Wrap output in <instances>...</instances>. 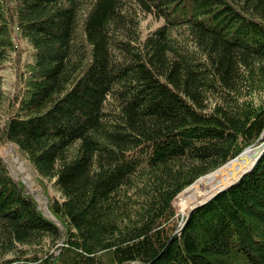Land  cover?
<instances>
[{
  "label": "trees",
  "instance_id": "1",
  "mask_svg": "<svg viewBox=\"0 0 264 264\" xmlns=\"http://www.w3.org/2000/svg\"><path fill=\"white\" fill-rule=\"evenodd\" d=\"M139 13L164 24L141 39ZM176 26L206 61L172 42ZM19 40L31 60L0 142L54 179L61 229L0 157V264H264V152L175 235L182 207L236 179L264 129V104L232 96L264 86V0H0V64Z\"/></svg>",
  "mask_w": 264,
  "mask_h": 264
},
{
  "label": "rangeland",
  "instance_id": "2",
  "mask_svg": "<svg viewBox=\"0 0 264 264\" xmlns=\"http://www.w3.org/2000/svg\"><path fill=\"white\" fill-rule=\"evenodd\" d=\"M163 24H164L163 19H156L152 15L139 13L138 27H139L140 38L144 39L149 33L161 27ZM169 35L171 37L172 42L178 48H180L181 51H183L185 54L189 55L194 59L198 58L206 61L205 54L202 51H200L198 48H196L194 43H192L189 40V37L187 36L186 27L184 26L173 27L172 29L169 30ZM14 44L15 46L18 47L17 52L15 51L11 52L8 57L9 59L7 58L6 61L0 64V85L2 91L1 104H0V113L2 117L1 119H4V116L6 115L4 112L6 111L8 99L13 98L17 92V88L19 85V74L21 72V68L24 67L31 60L30 49L25 42L19 40L18 42H14ZM17 56H19V58H17ZM248 83L249 82H247L246 84L247 86ZM236 84L237 83H235V85ZM242 86L243 85H239L237 89H235L234 94L232 96H234L235 98L243 99L245 101H250L248 99L249 97L251 98L252 103H254L257 106H261L262 104H264L263 103L264 86L262 84L258 86L256 84H253L249 86L251 88L258 87V89H260L259 91L254 93H250L249 90H247L248 88H243ZM263 134H264V129L257 141H255L252 145L243 148V150L239 153L241 154L243 152H246L247 162L244 165L238 166L234 170H231L225 176L233 172L240 174L244 169H247L249 167L251 161L254 158L253 159L250 158V156L247 153V150L250 147H255V146L257 147L258 145H260V143L263 141V137H264ZM0 157L2 158L4 164L6 165L12 179L17 183H19L20 186L24 189L25 193L34 201V203L37 206V209L41 212L43 217L53 222L61 229L59 222L55 220V218L49 211V206L51 205V202L60 201L62 197L55 185L54 179L40 177L38 173L35 171L34 167L31 165V163L26 159L25 155L19 152L12 144L8 142H0ZM233 160L235 159L233 158ZM233 160H230L228 163L232 162ZM228 163H225V165ZM218 168L220 169L221 167ZM217 170L208 172L201 177L205 178L206 176L216 172ZM201 177L197 178L194 181V183L196 182L195 185L190 188L192 193L195 195V197H197L200 193L207 191L209 188L214 186L224 176H222L221 178L217 179L214 183L204 188L201 187L199 184V181L203 179ZM181 192L178 194V196L181 194ZM189 210L186 209L185 207H182L180 212V219H179L181 221V225L185 221L186 215L189 212ZM184 216L185 218L183 220L182 218ZM62 241H63V237H61L54 246L53 244L48 243L46 241L44 243L45 247H43L42 245V249H43L42 252H44V254L48 252V255L50 254L52 255V257H54V255H57L58 251H60ZM15 264H23V263L21 261H18Z\"/></svg>",
  "mask_w": 264,
  "mask_h": 264
},
{
  "label": "water",
  "instance_id": "3",
  "mask_svg": "<svg viewBox=\"0 0 264 264\" xmlns=\"http://www.w3.org/2000/svg\"><path fill=\"white\" fill-rule=\"evenodd\" d=\"M263 152H264V140H263V142H262V150L260 151V153L258 154V156L255 158L254 162L251 164L250 168L244 169L243 172L240 173V175H239L236 179L232 180V181L230 182L229 185H227V186H222V187L218 188L214 193H212L211 196H208V197H206L205 199H203V200H201V201H197V203H196V204L190 209L189 213L187 214V217H186L185 221L183 222V225L181 226V228L179 229V231H178L177 233H175V235L179 234L180 231L183 229V227H184V225H185V223H186V221H187V219H188V217H189V214L191 213V211H192L193 209H195V208H197V207H199V206H201V205H203V204H206L207 202H209L210 200H212L217 194H219V193H221V192L227 190L229 187H231V186L237 184V183L241 180V178H243L245 175H247V174L253 169V167L256 165L257 161L260 159V157H261V155H262ZM239 157H241V154H239V155H238L237 157H235V158H239ZM235 158H234V159H235ZM232 160H233V159H232ZM227 163H228V162H227ZM224 165H225V164H224ZM224 165H223V166H224ZM221 167H222V166H221ZM217 169H219V168H217ZM217 169H216V170H217ZM195 183H196V182H195ZM195 183L193 182V183H192L191 185H189L187 188L183 189L182 192H181V194H182L185 190H187L189 187L194 186Z\"/></svg>",
  "mask_w": 264,
  "mask_h": 264
},
{
  "label": "bare ground",
  "instance_id": "4",
  "mask_svg": "<svg viewBox=\"0 0 264 264\" xmlns=\"http://www.w3.org/2000/svg\"><path fill=\"white\" fill-rule=\"evenodd\" d=\"M263 135H264V134H263ZM261 150H262V148H260L259 153H260ZM259 153H258V154H259ZM258 154H257V156H258ZM257 156H256V157H257ZM256 157H255V158H256ZM255 158H254V160H255ZM253 162H254V161H253ZM249 168H250V167H249ZM242 172H243V171H242ZM242 172H241V173H242ZM211 175H212V174H211ZM239 175H240V174H239ZM228 185H229V184H228ZM225 186H227V185H225ZM189 211H190V210H189ZM188 213H189V212H188ZM188 213H187V214H188ZM186 217H187V215H186ZM185 219H186V218H185ZM182 225H183V224H182ZM182 225H181V226H182Z\"/></svg>",
  "mask_w": 264,
  "mask_h": 264
}]
</instances>
